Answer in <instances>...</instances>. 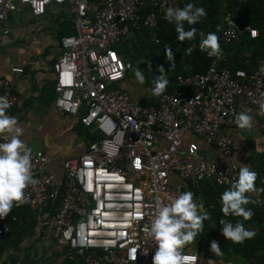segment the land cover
Returning a JSON list of instances; mask_svg holds the SVG:
<instances>
[{"label": "built area", "instance_id": "1", "mask_svg": "<svg viewBox=\"0 0 264 264\" xmlns=\"http://www.w3.org/2000/svg\"><path fill=\"white\" fill-rule=\"evenodd\" d=\"M184 2L0 0V24L18 5L28 7L35 18L50 5H67L72 19L73 33L59 40L60 53L52 65L53 106L59 115L77 118L92 140L83 154L61 157L60 176L46 170L53 158L32 151L31 172L37 183L24 190L26 202L13 204L35 212L39 243H57L66 264H152L156 248L148 227L156 207L184 192L172 184L170 175L189 187L209 182L220 188H230L238 176L240 167L202 155L186 138H198L228 158L235 150L230 129L236 123L237 100L261 110L264 55L250 69L232 70L224 51L242 33L255 39V29L239 28L230 13L223 15L217 36L220 54L202 51L208 67L176 76L172 89L151 104L140 105L119 88L132 69L125 41L142 28L156 30L159 23H168L167 9L183 8ZM0 97L10 104L6 111L15 106L10 83L1 78ZM259 129L264 130V112ZM7 138L0 134V143ZM10 229L4 224L0 235ZM187 250L185 245L182 252L189 264H217L201 252Z\"/></svg>", "mask_w": 264, "mask_h": 264}, {"label": "crops", "instance_id": "2", "mask_svg": "<svg viewBox=\"0 0 264 264\" xmlns=\"http://www.w3.org/2000/svg\"><path fill=\"white\" fill-rule=\"evenodd\" d=\"M71 25L72 19L67 5H50L45 14L37 18L30 15L28 7L18 5L6 21L0 24V78L10 83V88L16 96L15 106L6 111V114L17 120L18 126L22 129L20 138L27 147L33 152H43L54 159L46 170L57 176L61 174V157L69 158L83 154L90 141L89 135L79 125L77 118L61 116L53 106L52 65L60 53L59 40L73 33ZM3 31H7L8 34L3 36ZM13 68H20L22 72L13 73L11 71ZM132 74L133 70L126 74L125 79L128 77L130 82L127 81L125 85L119 84V88L126 91L132 101L140 104V95L134 92L137 85ZM149 99L150 97L143 98ZM236 112L237 114L247 112L251 117V127L242 129L235 123L230 129L235 144V150L230 157H221L214 148L198 138L187 136L186 140L195 142L199 152L206 157L238 167L247 165L254 171L260 155L264 154V130L259 129L263 112L248 107L241 99L236 102ZM170 178L172 184L181 186L184 192L192 190L203 192L202 183L189 187L175 175H170ZM260 192L261 189H257L249 194L251 203L257 205L262 203ZM260 224L264 226V222ZM36 239L38 240L34 243L35 249L32 252H24ZM186 247L191 249L187 244ZM56 252L62 254L57 260L53 259L58 255ZM63 258L64 254L58 251L57 243L52 242L47 246L39 243V231L36 228L34 235L26 239L18 251L2 253L0 262L20 260L23 264H50L52 261L53 264L60 262L66 264Z\"/></svg>", "mask_w": 264, "mask_h": 264}, {"label": "trees", "instance_id": "3", "mask_svg": "<svg viewBox=\"0 0 264 264\" xmlns=\"http://www.w3.org/2000/svg\"><path fill=\"white\" fill-rule=\"evenodd\" d=\"M189 2L204 10V16L197 24L191 26L185 24L186 30L191 27L196 28L197 33L193 40L179 41L174 24L159 23L158 29L148 30L142 28L141 31L131 35L124 44L127 54L126 60L132 64L131 70L134 69L135 58L141 57V72L144 74L147 83H152L153 79L159 75L168 80L164 92L172 89L170 83L176 76L195 72L201 73L208 67L209 60L199 50L200 33L207 35L209 32H214L218 36L223 28L222 17L227 13L231 14L232 19L239 28L249 25L258 33L255 39H251L247 34L242 33L239 35L238 42L224 48L228 66L232 70L250 69L264 55V0H185L183 7ZM146 11L143 10L142 16ZM153 38L157 40V43L152 40ZM128 45L129 47L126 48ZM193 46H195L193 51L188 54L186 49ZM166 47L170 48L175 56L174 66L166 59ZM154 97L156 96L151 95L149 100L141 99L140 104H151L155 100ZM89 139L92 140V138ZM259 159V163L254 168L257 173L255 189H261L260 202L262 203L257 205L250 202L246 206L253 212L249 220L232 215L225 216L222 213L221 195L228 188H220L204 182L202 183L204 186L203 192L191 191L195 201L201 203L202 200L208 211L209 219L203 222V230L198 233L200 236L204 235L203 231L208 230L210 225H212L214 232H218L222 228L219 222L221 220L226 221L231 217H234L236 222H242L249 230H252L250 229V223L262 226L260 222H264V154L260 155ZM252 192L246 193L250 201L252 199L249 194ZM12 218H14V221H12ZM4 224H8L11 229L9 233L0 235V256L8 251H18L23 242L34 235L37 228L36 214L26 205L21 207L13 205L11 211L0 218V228ZM255 233L254 237L235 245V252L240 253L238 261L242 264H264V226ZM200 238L203 239V237ZM37 240L28 245L24 252H32L35 249L34 243ZM3 262H0V264H3Z\"/></svg>", "mask_w": 264, "mask_h": 264}, {"label": "clouds", "instance_id": "4", "mask_svg": "<svg viewBox=\"0 0 264 264\" xmlns=\"http://www.w3.org/2000/svg\"><path fill=\"white\" fill-rule=\"evenodd\" d=\"M203 16L204 10L189 2L183 8H168L164 19L175 25L177 39L185 41L193 40L197 33L195 27L186 30L185 24L195 25ZM200 36L199 49L208 56H218L220 45L217 35L209 32L207 35L200 33ZM194 47L187 48L186 52L191 54ZM165 56L174 66L175 56L168 47L165 48ZM134 75L139 84H144L145 76L138 67L134 70ZM153 83L152 94L158 96L166 89L168 80L159 75L153 79ZM9 107L7 99L0 97V134H7L8 137L6 142L0 143V218L11 211L14 203L26 202L24 190L28 185L37 183L31 172L32 149L20 138L22 129L17 120L6 114ZM260 108L264 112V103ZM235 122L242 129L251 127V117L247 112L237 114ZM256 179L257 173L249 166L240 167L235 181L221 195V211L225 216L251 219L253 212L246 207L250 203L246 193L256 190ZM208 219L204 205L194 202L191 191L180 193L172 198L170 203L158 204L148 227V233L156 248L152 264H189L190 258L183 254L182 249L203 230V222ZM219 223L222 226L221 234L226 241L241 243L256 235L255 231L246 228L242 222L233 224L221 220ZM220 248L216 241L211 242L212 253L219 254Z\"/></svg>", "mask_w": 264, "mask_h": 264}, {"label": "rangeland", "instance_id": "5", "mask_svg": "<svg viewBox=\"0 0 264 264\" xmlns=\"http://www.w3.org/2000/svg\"><path fill=\"white\" fill-rule=\"evenodd\" d=\"M128 47H129V45L126 48H128ZM141 64H142V58L136 57L134 60V69H133L132 78L137 85L134 88V92L136 94L140 95L139 102L141 101V98L142 99L145 97L149 98L151 95H153L152 94V88L154 87V83L153 82L147 83L146 79H145L144 84H139L136 81V78L134 75V70L138 67V69L141 71ZM127 81L130 82L128 77L126 79H124L120 84L125 85L127 83ZM200 202L202 203V200ZM204 210L208 213L205 206H204ZM225 222H231V223L235 224L236 219L234 217H231V218L227 219ZM209 224H211V223H209ZM212 228H213L212 225H210L208 230L203 231L204 235L200 236V234H197V236L194 238V240L192 242L187 243V245L192 249V250L188 249L187 251L193 252L195 250H198L197 252H201L204 254L203 257L205 259L216 261L217 264H221V263L226 262V261H230L232 264H242V262L238 261L240 253L235 252V250H236L235 245L237 243H234L230 240L226 241L225 238L221 234V229L218 232H214ZM262 228H263V226H260V225L259 226H256V225L251 226L250 225V229H252L254 231H258L259 229H262ZM200 237H203V239H201ZM212 241H216L218 243V245L221 247L219 254H215V253H212L210 251V244ZM57 254L58 255H56L53 259L56 258V260H57L58 257H60V258L62 257V254H60V253H57ZM60 261H62V260L60 259ZM50 264H53V261ZM60 264H62V263L60 262Z\"/></svg>", "mask_w": 264, "mask_h": 264}]
</instances>
